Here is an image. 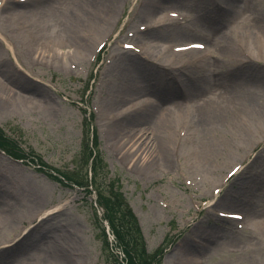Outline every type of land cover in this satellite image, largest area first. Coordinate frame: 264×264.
Instances as JSON below:
<instances>
[{
    "label": "rangeland",
    "instance_id": "374dc122",
    "mask_svg": "<svg viewBox=\"0 0 264 264\" xmlns=\"http://www.w3.org/2000/svg\"><path fill=\"white\" fill-rule=\"evenodd\" d=\"M81 1L0 0V129L22 149L12 157L0 148V251L26 236L0 264H60L58 255L115 264L86 186L92 140L103 158L96 185L105 193L114 185L144 248L161 247L162 264H264V92L252 88L264 91V0H118L99 29L83 17L100 3L80 13ZM172 10L180 17L155 24ZM82 38L92 44L84 54ZM195 41L205 48L183 50ZM40 96V106L28 101ZM148 97L153 107L136 110ZM170 101L182 108L162 115ZM256 105L260 116L251 114ZM208 109L221 116L203 122ZM160 115L173 123L164 130L166 160L156 143H142L162 137L154 136ZM56 170H73L82 186ZM253 193L247 212L260 226L237 227L234 212Z\"/></svg>",
    "mask_w": 264,
    "mask_h": 264
},
{
    "label": "bare ground",
    "instance_id": "6f19581e",
    "mask_svg": "<svg viewBox=\"0 0 264 264\" xmlns=\"http://www.w3.org/2000/svg\"><path fill=\"white\" fill-rule=\"evenodd\" d=\"M24 1V0H23ZM117 1L118 0H82L80 3L78 2V4H77V11H79L80 13H82L84 10H85V8L89 5V4H93V3H100V6H99V8H98V10L94 13V11H95V9H93V14L92 15H90V16H87V17H83V18H85V19H87L86 20V23L87 24H89L88 25V27L90 26L91 27V29L93 28V29H99L100 27H101V25L103 24V23H107V22H105L106 21V19H107V17H109L110 15H112V12H113V10H114V8H115V6H116V3H117ZM156 0H146V3H148V4H152V3H154ZM23 5H25V3L24 4H20V2L19 3H17L14 7H15V10H17V9H20V7L21 6H23ZM87 11V10H86ZM79 14V13H78ZM177 17H179L178 15H176V16H171L170 18H166V19H164V18H161V17H158L157 19H156V23L155 24H158V23H160L159 25H164V24H166V23H170V22H172V21H174V18H177ZM83 18H81V19H83ZM166 20H168V21H166ZM85 21V20H84ZM64 33H67L66 31H64ZM82 40V42H76V45H78V47H81V45L79 44V43H83L82 44V46L85 44V46H83V48H84V52H81L82 54H84L85 52H86V50H89V46L90 45H92L91 44V42L89 41V40H86L85 38H82L81 39ZM86 40V41H85ZM193 43H198V44H200V43H203V42H199V41H195V42H193ZM75 44V43H74ZM73 45V44H72ZM146 45V44H145ZM144 45V46H145ZM82 48V47H81ZM133 48H135V47H133ZM192 49V48H194V47H191V46H189V47H186V48H184V50H187V49ZM203 48H205V45H203ZM202 48V49H203ZM201 48H196V50H200ZM143 63H145L146 65H148L147 64V61H145V60H143ZM143 63H138L137 64V66H146V65H144ZM259 63H263L264 64V62H259ZM169 72H172V71H169ZM164 74V73H163ZM4 75V72L3 71H1L0 70V76H3ZM253 88V90H254V92L255 93H257V94H259L260 96H262L263 95V90L260 88V86H258V85H254V87H252ZM32 93L33 94H40L41 92H39V90L36 88V87H34V86H32ZM150 97V96H149ZM148 97V99H150L149 101H147L146 99L147 98H140V99H138V100H136L135 101V103L133 104V105H136V104H138V106L139 107H137V109L136 110H138V111H147L148 109H150V108H152L153 107V105H154V103L156 102V100H154V98H149ZM44 97H42V96H40V98L39 99H37L36 97L34 98V97H30L29 98V102H32V103H36V104H38L39 103V106H40V102H41V100H44L43 99ZM161 106H164V107H162V115H164V114H172V113H176V112H178V111H180V108H182L180 105H176V103H173V102H168V104H166V106H165V104H163L162 103V105ZM160 106V107H161ZM190 106V104L189 105H187V106H185V107H189ZM128 108H130V106L128 107ZM127 108V109H128ZM184 108V107H183ZM196 110V108L194 109V111ZM194 111H193V113H194ZM263 111V105H256L255 107H253L252 108V111H251V114H253V115H255V116H260V114H261V112ZM210 112H211V109H208V110H204L203 112H201L200 113V116L201 117H204L203 118V122H211V121H213V120H216V119H218L221 115L220 114H218V115H216L214 112H213V114H212V118L211 117H208V115L210 114ZM241 114H243L242 112H240V111H236V112H233V116H235V115H241ZM162 115H160V116H158V120H159V125H160V127L158 128V130L156 131V133H155V135L154 136H156V135H161L162 137H160V138H155V140H154V138L152 139V137H151V135L149 136V138H148V136L145 138V140H143V144H146L147 145V143L149 142L150 143V145H152L153 143H156L155 145H156V149H157V156L161 159V160H166L169 156H168V154H169V152H168V149H167V147H166V144H165V142H164V140H163V136H164V130H165V127L168 125V124H170L167 128H169L173 123L171 122V121H167V120H165L164 118L166 117V116H162ZM127 123V126L129 127V125L130 126H133L134 124H136L135 122H134V124H133V121L132 122H126ZM125 123V124H126ZM126 126V127H127ZM131 128V129H130ZM132 127H129L128 128V130H126V131H124L126 134H128V133H132ZM121 130V129H120ZM122 130H124V129H122ZM140 131V130H139ZM141 133H142V131H141ZM135 134H133V136H134ZM140 138H138L137 140H136V142L139 140ZM152 140H154V141H152ZM148 141V142H147ZM143 144H138L139 145V147H141V145H143ZM2 195V194H1ZM254 195V196H253ZM253 195H252V197L250 198V201H248V204L247 203H245L244 204V206L243 205H240V207L238 208V210H237V215L236 216H239L240 218H241V215L243 216L242 217V219H240V220H238V222L240 223V225L242 226V227H249V226H251L252 228H257V227H259L260 226V222L259 221H254V215H255V213H254V211H252V212H247V209L249 208V207H252L253 206V200H255V193H253ZM250 202V203H249ZM247 204V205H246ZM0 211L2 212V213H6L5 211H4V209H0ZM244 212H246V213H244ZM235 213V212H234ZM237 220V219H236ZM7 224L6 223H4V224H2L1 225V223H0V233H2V231L4 230V228H5V226H6ZM244 225V226H243ZM7 227H9V226H7ZM6 227V228H7ZM29 236H30V234H28ZM25 237L26 236H24L23 238L22 237H20L19 239H18V242L15 244V245H13V246H11V247H9V248H4V249H2L1 251H0V259L2 258V257H8V256H10L12 253H14L15 252V250L16 249H18L19 247H21L23 244H24V239H25ZM27 240V239H26ZM4 255V256H3ZM59 256V257H58ZM58 256H55V259L57 260V262L58 263H60V264H74L73 263V261H71V259L70 258H68V255L67 256H60V255H58ZM19 262V261H18ZM42 262L41 261H37V262H33V263H30V262H24L23 264H41Z\"/></svg>",
    "mask_w": 264,
    "mask_h": 264
},
{
    "label": "trees",
    "instance_id": "16d2710c",
    "mask_svg": "<svg viewBox=\"0 0 264 264\" xmlns=\"http://www.w3.org/2000/svg\"><path fill=\"white\" fill-rule=\"evenodd\" d=\"M88 129L89 127H87V131ZM11 140L4 130L0 129V148L16 157V154H19V151H22V149L16 143H12ZM12 146L18 151L17 153L10 151ZM8 148L11 149L8 150ZM85 149L88 151V162L92 156V150L87 142ZM102 167V158L96 153L91 164L92 179L94 181H96ZM116 191L114 187L111 188L108 194L98 191V203L104 210L103 217L109 221L111 229L115 232L116 241L125 254V257L119 260L118 256L111 250L108 240L105 238L108 256L112 257L115 264H161V256L157 251L154 253L146 252L136 217L127 202ZM103 234L104 236L106 235L105 231Z\"/></svg>",
    "mask_w": 264,
    "mask_h": 264
}]
</instances>
